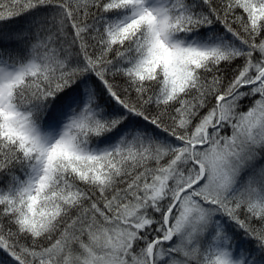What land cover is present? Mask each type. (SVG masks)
Instances as JSON below:
<instances>
[{"label":"snow or ice","instance_id":"1","mask_svg":"<svg viewBox=\"0 0 264 264\" xmlns=\"http://www.w3.org/2000/svg\"><path fill=\"white\" fill-rule=\"evenodd\" d=\"M0 264H264V0H0Z\"/></svg>","mask_w":264,"mask_h":264}]
</instances>
